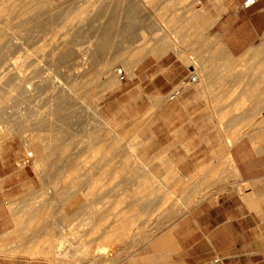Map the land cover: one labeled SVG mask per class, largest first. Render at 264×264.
Listing matches in <instances>:
<instances>
[{
    "label": "rangeland",
    "instance_id": "374dc122",
    "mask_svg": "<svg viewBox=\"0 0 264 264\" xmlns=\"http://www.w3.org/2000/svg\"><path fill=\"white\" fill-rule=\"evenodd\" d=\"M201 7L0 0V264H142L204 196L206 166L164 144L165 99L136 101L144 68L157 94L162 61L223 56ZM78 31L113 60L59 61Z\"/></svg>",
    "mask_w": 264,
    "mask_h": 264
},
{
    "label": "crops",
    "instance_id": "0c3cea01",
    "mask_svg": "<svg viewBox=\"0 0 264 264\" xmlns=\"http://www.w3.org/2000/svg\"><path fill=\"white\" fill-rule=\"evenodd\" d=\"M197 2L223 56L162 61L157 94L144 68L136 101L165 99L164 144L180 147L185 153L175 160L190 162L191 170L206 166L207 189L142 264H264V0ZM196 65L197 80L182 84ZM5 198L0 189V225Z\"/></svg>",
    "mask_w": 264,
    "mask_h": 264
},
{
    "label": "bare ground",
    "instance_id": "6f19581e",
    "mask_svg": "<svg viewBox=\"0 0 264 264\" xmlns=\"http://www.w3.org/2000/svg\"><path fill=\"white\" fill-rule=\"evenodd\" d=\"M82 35L85 36L81 31L75 32V34H71L69 40L63 43V49L58 54L59 61H102L104 59L111 61L114 55L105 56L106 58L102 59L100 40L89 39L88 45L83 47Z\"/></svg>",
    "mask_w": 264,
    "mask_h": 264
},
{
    "label": "built area",
    "instance_id": "2783aa9c",
    "mask_svg": "<svg viewBox=\"0 0 264 264\" xmlns=\"http://www.w3.org/2000/svg\"><path fill=\"white\" fill-rule=\"evenodd\" d=\"M249 2V1H248ZM247 2V3H248ZM117 74L120 78V80H125V73L122 69H118ZM198 78V74L195 71H192L187 79H185V82H195Z\"/></svg>",
    "mask_w": 264,
    "mask_h": 264
}]
</instances>
